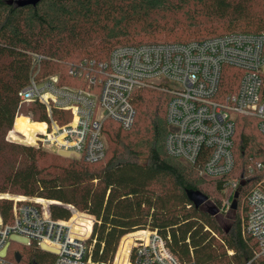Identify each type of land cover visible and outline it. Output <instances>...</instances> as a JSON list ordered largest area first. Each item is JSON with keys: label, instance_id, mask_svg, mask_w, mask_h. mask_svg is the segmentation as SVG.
<instances>
[{"label": "trees", "instance_id": "obj_1", "mask_svg": "<svg viewBox=\"0 0 264 264\" xmlns=\"http://www.w3.org/2000/svg\"><path fill=\"white\" fill-rule=\"evenodd\" d=\"M11 1L15 0H0V193L58 201L94 216L90 242L95 241L92 255L97 262L113 259L126 234L151 228L167 238L172 252L184 261L264 264V256L256 257V242L243 234L247 202L243 218L238 213L240 192L253 183L252 176L264 171L257 170L258 164L264 166L263 141L241 130L237 147L238 126L246 129L251 125L249 119H255L240 116L237 120L235 167L229 179L241 169L239 177L246 182L239 188L237 208L227 213L203 191L204 186L213 185L215 191L222 192L223 181L208 183L197 167L168 154L170 97L159 91L144 89L135 94L136 118L131 129L105 121L108 150L105 159L95 164L60 159L7 140L17 121L19 92L35 72L31 54L46 57L40 64L39 79L59 74L61 84L77 86L70 74L72 68L85 61L106 62L120 46L185 44L231 33L261 34L264 12L251 10L253 0H42L25 7ZM191 3L215 26L203 29L198 22L187 27L164 21L167 14ZM162 20L165 23L161 24ZM163 34L170 40L161 37ZM239 74L227 70L223 92L236 89ZM23 112L31 113L37 122L48 120L44 107L38 104ZM39 124L32 127L33 137L37 131L45 132V124ZM111 125L116 127L111 129ZM256 125L259 131L257 121ZM252 160L259 161L250 166ZM196 191L207 196V203L218 213L207 205L197 208L190 199V192ZM51 213L55 220L72 218V212L61 205H52ZM0 215L4 223L13 222L12 201L0 200ZM79 221L88 226L92 218L82 215ZM20 245L21 250L27 249L26 258L21 253V264H54L56 260L55 254ZM12 246L9 258L15 260L17 249Z\"/></svg>", "mask_w": 264, "mask_h": 264}, {"label": "built area", "instance_id": "obj_2", "mask_svg": "<svg viewBox=\"0 0 264 264\" xmlns=\"http://www.w3.org/2000/svg\"><path fill=\"white\" fill-rule=\"evenodd\" d=\"M31 57L35 72L19 92L17 116L24 114L25 107L38 104L48 118L39 122L46 128L35 132L33 147H49L90 164L101 162L108 150L105 121L131 129L136 118L135 94L155 90L170 97L168 154L197 167L203 179L223 181L225 189L242 186L244 177L237 182L229 179L235 167L234 137L240 116L255 119L264 135V32L231 33L185 44L120 46L106 62L85 61L72 68L70 74L78 86L61 84L59 74L39 79L46 57ZM230 68L239 71V81L234 91L223 92V79ZM8 141L16 142L10 136ZM257 170L262 172L264 166L258 164ZM255 180L257 185L246 198L249 210L243 234L256 242V257H260L264 256V180ZM12 201L13 222L6 224L0 218V264H21L9 258L12 235L26 239L27 246L56 250L54 264H198L181 260L168 239L151 228L126 234L113 259L97 262L92 255L95 241L90 242L96 218L83 226L79 220L84 214L72 205L66 207L73 217L62 221L52 217L51 206L56 202ZM231 208L227 202L221 211L227 213Z\"/></svg>", "mask_w": 264, "mask_h": 264}, {"label": "rangeland", "instance_id": "obj_3", "mask_svg": "<svg viewBox=\"0 0 264 264\" xmlns=\"http://www.w3.org/2000/svg\"><path fill=\"white\" fill-rule=\"evenodd\" d=\"M251 10L254 12H260V13L264 12V0H253L251 3ZM199 12L200 11L195 4H193V3L187 4L181 10L178 9L172 13L167 14L165 16L164 21H167L169 25H173V24L177 23V24L187 26V27H189V26L191 27L195 24V22H198L200 24V26H202L201 28H203V29H210L211 26H215V23H213L211 20L201 16V14H199ZM164 21L163 20H162V22L160 21L161 24L165 23ZM161 37H163L164 39H165V37H167L169 39V37L165 34L161 35ZM144 43H147V42L145 41ZM77 83L79 85V82H77ZM70 86H72V85H70ZM27 115L28 114H26V112H24V114L22 116L17 117V121H16V124L14 126V129L8 134L7 140L10 136V138L15 140L16 141L15 143H17V144H22V145H26V146H33L31 144H33V142L35 140V138H34L35 136L33 137V135H32V127L38 126L40 124L37 121L31 120L29 118V115L28 116ZM249 122L251 125L248 126V128H246V129L242 128L241 124L239 123L240 125L238 126L237 136H236L237 147L240 143L239 134H240L241 130L244 131L248 135H254V136L258 137L260 141L264 142V138L261 136V134L257 130L256 121L249 119ZM115 127H116L115 125H111L110 128L114 129ZM107 143L109 145V142H107ZM237 147H236V154L238 155L237 151H239V150H237ZM42 150L50 153L51 155L59 157L60 159L74 160L70 157L65 158V157L60 156L59 154L55 153V151L52 148H49V147H45ZM257 161H259V160H252L250 162L251 163L250 166H253ZM240 172H241V169L236 170V172L230 178L231 182H237V180L240 179V177H239ZM255 177H259L260 180H264V171L262 173L257 174L256 176H254L252 178V182H253L252 184L245 185L246 181H243V183L245 185V189L242 192H240V197L238 199V203H239L238 204V213L240 216H242V218L245 215V211H246L247 195L257 185L256 184L257 180H255ZM250 178H251V176L248 177V179H250ZM204 180L208 183L217 182V181H211V180H206V179H204ZM244 185H242V186H244ZM242 186H241V188H242ZM239 188L240 187L236 188L235 190L232 188H228L222 192H217V191H215V188L213 185H206L203 187V191H205L208 194V196L210 197V200L214 204H217V203L220 204L221 205L220 209H222L223 205L227 202H230V204L232 206L234 200L232 201L231 197L234 196L237 191H239ZM0 197H3V199L10 200V201L15 200V199H20V198H25L27 200H30V199L48 200L45 198H30V197H25L22 195H14V194H10V193H5V194L0 193ZM3 199H0V200H3ZM50 201H53V200H50ZM12 202H14V201H12ZM53 202H56L53 205H61V206L66 207V205L62 204L61 202H58V201H53ZM80 213L87 215L91 218L94 217V216H91V215L83 213V212H80ZM0 218H1V215H0ZM141 230H143V229H141ZM137 231H140V230H137ZM12 249L13 250L17 249L16 252H20V254L23 253L25 255V258L27 257V249L21 250V245L19 243L14 242Z\"/></svg>", "mask_w": 264, "mask_h": 264}, {"label": "water", "instance_id": "obj_4", "mask_svg": "<svg viewBox=\"0 0 264 264\" xmlns=\"http://www.w3.org/2000/svg\"><path fill=\"white\" fill-rule=\"evenodd\" d=\"M40 1H42V0H15V1H11L10 4H15L17 7L36 6ZM59 155L62 156V157H65V158H69L68 153L61 152V153H59ZM238 197H239V192L237 191L235 193V195H234V201H233V204H232V209H236L237 208L236 200L238 199ZM190 199H191V201L194 203V205L197 208H199L200 206H203V205H207L210 209H212V211L214 213H218V209H216L214 205L207 203L209 201V199L203 193L197 192V191L196 192H190ZM11 240L13 242H16V243H19V244H22V245H26L28 243V241L26 239H23V238H21L19 236H15V235L11 236ZM9 246H10V244H8V247ZM7 248H5L3 250V252L1 253L2 257H4L6 255ZM42 250L46 251V252H49V253H52V254H56L57 253L56 250H54L52 248H49L48 246H44V245L42 246ZM15 260L18 263H20L22 261V256H21V254L19 252L15 253Z\"/></svg>", "mask_w": 264, "mask_h": 264}, {"label": "bare ground", "instance_id": "obj_5", "mask_svg": "<svg viewBox=\"0 0 264 264\" xmlns=\"http://www.w3.org/2000/svg\"><path fill=\"white\" fill-rule=\"evenodd\" d=\"M19 116H22V115H19ZM18 117V116H17Z\"/></svg>", "mask_w": 264, "mask_h": 264}]
</instances>
